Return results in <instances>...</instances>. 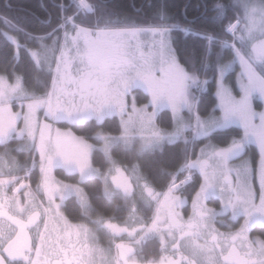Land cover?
<instances>
[{"label":"snow or ice","instance_id":"snow-or-ice-1","mask_svg":"<svg viewBox=\"0 0 264 264\" xmlns=\"http://www.w3.org/2000/svg\"><path fill=\"white\" fill-rule=\"evenodd\" d=\"M41 7L0 16V264H264V0Z\"/></svg>","mask_w":264,"mask_h":264},{"label":"trees","instance_id":"trees-1","mask_svg":"<svg viewBox=\"0 0 264 264\" xmlns=\"http://www.w3.org/2000/svg\"><path fill=\"white\" fill-rule=\"evenodd\" d=\"M50 0H0V16H7L13 22H21L29 30L33 25L38 26L36 17L44 18V11L41 5H48ZM149 2L153 5L148 7ZM161 2L168 5L170 12L179 13V10L184 4H188L189 16L195 14L194 6L198 0H111V4L118 10L121 15H128L131 17H140L150 15L155 6ZM5 5H11V8ZM136 9H141L137 12ZM35 14V15H33ZM3 21L0 20V28H4ZM23 39V37H21ZM188 43H192V38H188Z\"/></svg>","mask_w":264,"mask_h":264},{"label":"flooded vegetation","instance_id":"flooded-vegetation-1","mask_svg":"<svg viewBox=\"0 0 264 264\" xmlns=\"http://www.w3.org/2000/svg\"><path fill=\"white\" fill-rule=\"evenodd\" d=\"M102 243L106 245V241H102Z\"/></svg>","mask_w":264,"mask_h":264}]
</instances>
